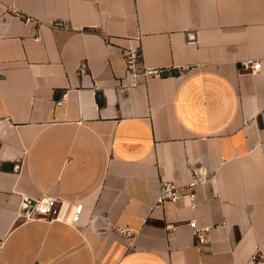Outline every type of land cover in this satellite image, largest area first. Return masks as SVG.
Returning a JSON list of instances; mask_svg holds the SVG:
<instances>
[{"label": "crops", "instance_id": "obj_1", "mask_svg": "<svg viewBox=\"0 0 264 264\" xmlns=\"http://www.w3.org/2000/svg\"><path fill=\"white\" fill-rule=\"evenodd\" d=\"M193 179L194 200L157 204L163 180ZM43 197L81 210L20 216ZM254 254L264 264V0H0V264Z\"/></svg>", "mask_w": 264, "mask_h": 264}, {"label": "built area", "instance_id": "obj_2", "mask_svg": "<svg viewBox=\"0 0 264 264\" xmlns=\"http://www.w3.org/2000/svg\"><path fill=\"white\" fill-rule=\"evenodd\" d=\"M141 58V52L139 49H131L126 55L127 68L130 72H136L139 70L138 63ZM262 67V62L247 59L240 62L239 69H251L253 72L260 70ZM167 74L165 69L160 68H146L141 72L142 76L161 78ZM198 184L197 179H193L185 187H179L171 181L163 180L160 183V192L157 199V204H164L165 202H176L183 196H189L193 200L195 198L194 188ZM74 215L75 211H80L81 206H71L67 202H63L57 198L53 197H43L39 200H35L34 204L25 205L20 213V216L25 219H34L33 215H37L38 218H44L49 220L63 221L67 219L68 213ZM189 225L194 230V233L199 237L202 234L209 231V227L198 228L196 220H190ZM258 254H254L248 264H256Z\"/></svg>", "mask_w": 264, "mask_h": 264}, {"label": "water", "instance_id": "obj_3", "mask_svg": "<svg viewBox=\"0 0 264 264\" xmlns=\"http://www.w3.org/2000/svg\"><path fill=\"white\" fill-rule=\"evenodd\" d=\"M172 73H173V74H176L177 72H176V71H173ZM34 203H35L34 200H26V201H25V205H28V204H34Z\"/></svg>", "mask_w": 264, "mask_h": 264}]
</instances>
